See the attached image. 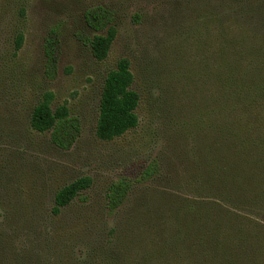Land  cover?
Masks as SVG:
<instances>
[{"label":"rangeland","instance_id":"1","mask_svg":"<svg viewBox=\"0 0 264 264\" xmlns=\"http://www.w3.org/2000/svg\"><path fill=\"white\" fill-rule=\"evenodd\" d=\"M17 2L0 0V264H264V0H28L24 17ZM93 6L116 31L102 61L83 43L106 31L85 23ZM121 58L139 124L101 141V86ZM251 90L259 94L245 102ZM45 91L79 120L68 149L29 128ZM231 124L251 134L249 154L227 137ZM155 158L160 174L111 212V182ZM81 176L91 186L54 214L57 189ZM195 195L232 205L198 207L207 241L181 201ZM219 235L240 243L220 247Z\"/></svg>","mask_w":264,"mask_h":264},{"label":"trees","instance_id":"2","mask_svg":"<svg viewBox=\"0 0 264 264\" xmlns=\"http://www.w3.org/2000/svg\"><path fill=\"white\" fill-rule=\"evenodd\" d=\"M28 0H18L17 13L20 17L25 15V6ZM109 12L101 6H93L87 8L83 17L87 26L94 31H105V34H94L91 37H86L83 41L85 45L90 49L92 57L98 61L104 60L109 52L110 46L115 38L116 31L112 25L113 18H111ZM22 34L17 33L15 36V48L18 49L22 43ZM50 43V42H48ZM51 44V43H50ZM51 60L53 57L50 54L47 57ZM49 64V61L47 60ZM233 76V74L231 75ZM227 76V85H233L236 82V78ZM264 78V77H263ZM134 82V76L130 69V61L128 58H121L117 61L114 68L110 69L103 80L99 103H98V115L95 124V135L101 141H111L117 137H120L128 130L135 129L139 124V118L135 112L139 104V94L132 89ZM264 85V79L261 82ZM255 85V83H251ZM249 84V89L250 85ZM261 86V84L256 85ZM257 87H255L257 89ZM246 94V93H245ZM258 91H248V96L245 97V102L251 103L258 96ZM53 93L45 91L33 106L29 118V128L38 133H48L50 143L61 149H68L72 146L78 132H79V120L76 116L71 115L69 108L65 104L52 106ZM242 128L238 124L229 125L226 129L228 138H236V148L238 153L242 151L251 152V146L255 145V141L250 136L251 134H242ZM264 138V137H263ZM262 159L264 162V153H262ZM160 174L158 160L152 159L146 167L141 171L139 176L134 179L125 177H119L111 182L106 192V205L111 212L119 208L129 194L137 184H144L151 181L153 178ZM222 181L223 174L220 176ZM223 182H219L215 186L214 190L220 191L223 187ZM92 184V179L89 176H81L75 178L68 184L60 187L54 194L52 212L58 214L61 208L68 206L74 199L81 197L82 191L87 190ZM195 199L181 200L186 205H191L196 208V214L198 215V221L196 225L201 231L206 224L202 221V217L199 216V212L205 214L199 206L206 208L216 206L217 211H224V205L226 207L232 206L228 204L222 197L215 196H201L195 195ZM2 207H0V211ZM202 223L204 227L202 226ZM207 229H203L202 238L205 241L208 240ZM220 247L227 248L228 245L239 244L240 242L236 237H223L219 235L214 240ZM235 241V243H233ZM203 243V242H202ZM204 244V243H203ZM239 246V245H236Z\"/></svg>","mask_w":264,"mask_h":264}]
</instances>
